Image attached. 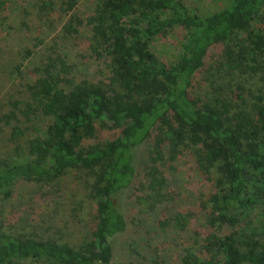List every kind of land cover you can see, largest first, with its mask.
I'll list each match as a JSON object with an SVG mask.
<instances>
[{"label": "trees", "instance_id": "trees-1", "mask_svg": "<svg viewBox=\"0 0 264 264\" xmlns=\"http://www.w3.org/2000/svg\"><path fill=\"white\" fill-rule=\"evenodd\" d=\"M35 1L47 12L54 5ZM55 1L65 12L78 4ZM84 26L111 74L64 84L62 73L72 66L62 56L46 57L21 110L29 124L13 127L16 137L35 132L0 157V195L10 199L21 180L52 183L72 170L84 172L96 200L91 236L75 246L1 225L0 264H130L114 261L112 242L129 228L122 194L134 185L139 151L152 137L157 149L149 154L148 186L142 184L138 201L148 214L158 215L170 199L158 164L166 150L174 156L180 145L191 146L221 174L208 194L204 229L193 230L178 264H264V93L254 89L257 77L264 79V0H228L208 13L187 0H102L86 19L71 14L60 35H77ZM174 27L186 34L167 64L149 42ZM202 73L207 85L198 93ZM97 127L111 134L98 137ZM170 224L184 230L187 220L179 214L167 218ZM149 264L173 263L157 254Z\"/></svg>", "mask_w": 264, "mask_h": 264}, {"label": "rangeland", "instance_id": "rangeland-1", "mask_svg": "<svg viewBox=\"0 0 264 264\" xmlns=\"http://www.w3.org/2000/svg\"><path fill=\"white\" fill-rule=\"evenodd\" d=\"M53 2L48 12L41 10L40 3L35 0H8L6 9H0V157L35 132L29 128L25 136L16 137L13 127L29 124L21 110L29 99L28 85L42 76L47 56H62L72 66L62 73L64 84L98 82L111 74L108 61L98 60L97 45L92 42L86 26L80 27L77 35H60L62 25L68 22L71 14L86 19L102 0H78L75 9L70 12L58 10L60 2ZM227 2L187 0L189 6L201 13L218 10ZM62 6L65 8V5ZM185 34L183 27L171 28L153 38L149 47L163 62L171 63ZM27 49H32L33 53L28 54ZM204 76L205 73H202L196 78L198 93H202L207 85ZM254 82V89L262 88L264 93V79L257 77ZM12 111L17 112L18 118L12 117ZM97 134L107 138L111 131L97 127ZM154 138L140 149L135 183L122 194L129 228L112 242L115 262L149 264L159 254L168 262L178 264L184 246L193 242V230L204 229L205 214L210 206L208 194L221 178V174L203 164L191 146L180 145L174 156L166 150L158 164L167 178L170 199L159 208L158 219L148 214L147 207L139 205L138 201L142 195V184L148 186L145 171L150 162V152L157 149L153 144ZM92 141L84 139L85 144ZM86 182L85 173L78 170H72L52 183L18 181L10 199L0 195V227L2 225L3 229L19 235L54 237L77 246L80 239L91 236L96 215V200L90 195ZM179 214L187 220L186 229H178L173 224L165 226L167 218Z\"/></svg>", "mask_w": 264, "mask_h": 264}]
</instances>
